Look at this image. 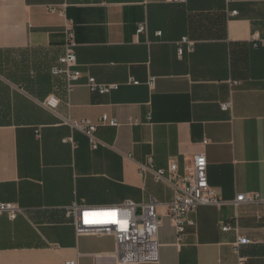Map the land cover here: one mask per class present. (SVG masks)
Here are the masks:
<instances>
[{"label":"crops","instance_id":"obj_1","mask_svg":"<svg viewBox=\"0 0 264 264\" xmlns=\"http://www.w3.org/2000/svg\"><path fill=\"white\" fill-rule=\"evenodd\" d=\"M67 22L82 73L71 91L52 74ZM143 23L148 31L138 35ZM183 38L195 47L190 53L181 44L180 57ZM259 40L264 0H232L228 8L226 0H0V203L23 210L15 220L0 215V264H118L115 238L77 236L68 208L151 199L162 221L158 264H264ZM89 77L119 89L92 94ZM50 96L61 101L55 112L44 106ZM104 115L118 126L98 129L96 150L65 122ZM201 154L224 204L198 207L179 242L167 216L174 190L141 166L152 157L155 170L168 172L175 163L183 178ZM241 195L258 200L235 206ZM223 223L232 230L223 232Z\"/></svg>","mask_w":264,"mask_h":264},{"label":"built area","instance_id":"obj_2","mask_svg":"<svg viewBox=\"0 0 264 264\" xmlns=\"http://www.w3.org/2000/svg\"><path fill=\"white\" fill-rule=\"evenodd\" d=\"M187 0H169L172 4H184ZM232 0H226L227 8ZM51 13L56 10L49 9ZM60 14H63L61 12ZM238 15L237 11L229 12L230 17ZM147 24H139L137 34L147 33ZM161 36V32L157 33ZM257 40L256 38H253ZM181 44L187 45L188 52L194 51L195 42L188 38H183L180 42L178 55L184 54ZM259 44L264 46V40H259ZM76 39L74 27L71 22H67L64 28V54L58 63L52 68L54 76H64L68 83V89L73 87L82 78V73L76 69ZM132 85H140L139 81L130 80ZM147 84L154 86V79L151 78ZM92 94H109L119 89V84H102L94 77H89L86 84ZM60 99L56 96L48 97L44 106L55 112L60 105ZM224 111L231 109V103L222 105ZM71 128L83 132L89 139L91 148L96 150L100 146V141L96 133L100 127H117L115 120L104 115L98 123L89 120L72 121L65 120ZM142 172H151L157 182H166L174 190V200L167 205V216L175 230L177 240L181 242L184 238L187 227L194 226L192 214L200 206L213 205L222 206L224 202L220 199L218 192L211 187L208 179V161L205 154L196 156L191 171L183 178H177V165L172 163L168 169L155 170L153 158H148L147 162L141 166ZM258 200L255 195L239 196L234 204L238 206L243 203H254ZM159 202L151 199L148 202L136 204L125 202L115 207H91L82 204H73L67 210L68 217L73 219L77 236L84 235H109L116 240V249L112 257L118 264H158L160 261L159 230L162 225L161 217L158 213ZM115 217H103L99 213H112ZM23 210L13 203H0V215H7L11 220H15ZM107 221V222H100ZM232 230L230 223L222 224V231ZM249 240L244 237L238 238L239 245L248 244ZM65 264H78L77 260L67 261Z\"/></svg>","mask_w":264,"mask_h":264},{"label":"snow or ice","instance_id":"obj_3","mask_svg":"<svg viewBox=\"0 0 264 264\" xmlns=\"http://www.w3.org/2000/svg\"><path fill=\"white\" fill-rule=\"evenodd\" d=\"M98 215L111 218V217H115L116 214L112 212V213H99ZM100 222H107V221H100Z\"/></svg>","mask_w":264,"mask_h":264}]
</instances>
